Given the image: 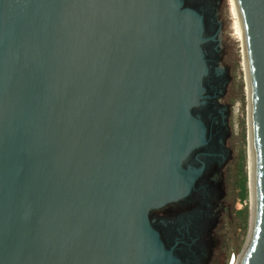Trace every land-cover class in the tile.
I'll return each mask as SVG.
<instances>
[{
  "label": "water",
  "instance_id": "water-1",
  "mask_svg": "<svg viewBox=\"0 0 264 264\" xmlns=\"http://www.w3.org/2000/svg\"><path fill=\"white\" fill-rule=\"evenodd\" d=\"M236 3L256 203L239 264H264V0ZM221 21L189 0H0V264H186L150 213L229 159Z\"/></svg>",
  "mask_w": 264,
  "mask_h": 264
},
{
  "label": "rangeland",
  "instance_id": "rangeland-1",
  "mask_svg": "<svg viewBox=\"0 0 264 264\" xmlns=\"http://www.w3.org/2000/svg\"><path fill=\"white\" fill-rule=\"evenodd\" d=\"M218 8L223 24L220 63L226 69L228 78L220 102L229 111L226 146L230 156L221 173L223 180L220 216L212 236L210 264H239L247 246L249 226V106L245 73L241 67V45L230 30L227 0H220Z\"/></svg>",
  "mask_w": 264,
  "mask_h": 264
},
{
  "label": "flooded vegetation",
  "instance_id": "flooded-vegetation-1",
  "mask_svg": "<svg viewBox=\"0 0 264 264\" xmlns=\"http://www.w3.org/2000/svg\"><path fill=\"white\" fill-rule=\"evenodd\" d=\"M200 4L209 19L211 26L217 28L214 19L220 0H189ZM217 7V8H216ZM213 19L215 21H213ZM217 84L216 82L214 83ZM220 119V116L217 117ZM210 148L220 153V136L223 132L221 123L209 121ZM222 160L218 155L207 160L203 176L196 184L190 196L177 202L169 203L161 208L153 209L150 218L154 227L161 233L167 246H175L177 253L186 264H210L212 257V236L216 229L222 199Z\"/></svg>",
  "mask_w": 264,
  "mask_h": 264
},
{
  "label": "bare ground",
  "instance_id": "bare-ground-1",
  "mask_svg": "<svg viewBox=\"0 0 264 264\" xmlns=\"http://www.w3.org/2000/svg\"><path fill=\"white\" fill-rule=\"evenodd\" d=\"M228 2V15L230 18V30L232 34L238 39L241 45V55L242 62L241 67L245 73V83H246V94L247 101L249 106V118H248V128H249V137H250V202H249V226H248V237H247V246L251 243L255 230H256V203H255V183H254V158L252 151V143H251V118H250V103H251V93H250V81H249V72H248V64L247 57L245 51V36L244 30L241 22V16L239 13V9L236 3V0H227ZM230 35V34H229Z\"/></svg>",
  "mask_w": 264,
  "mask_h": 264
}]
</instances>
